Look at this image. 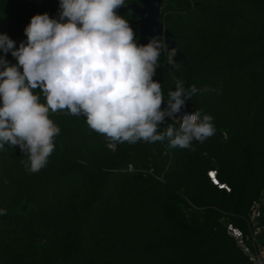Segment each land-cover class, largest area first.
Wrapping results in <instances>:
<instances>
[{"label":"trees","instance_id":"1","mask_svg":"<svg viewBox=\"0 0 264 264\" xmlns=\"http://www.w3.org/2000/svg\"><path fill=\"white\" fill-rule=\"evenodd\" d=\"M58 5L0 0V33L19 46ZM122 16L139 41V17ZM159 20L184 59L162 56L154 79L165 94L176 79L207 89L184 111L211 115L215 134L190 149L109 147L84 117L51 113L61 131L40 172L18 146L0 151V264H252L229 226L264 249V0H165Z\"/></svg>","mask_w":264,"mask_h":264},{"label":"clouds","instance_id":"2","mask_svg":"<svg viewBox=\"0 0 264 264\" xmlns=\"http://www.w3.org/2000/svg\"><path fill=\"white\" fill-rule=\"evenodd\" d=\"M124 4L59 0L58 17L32 16L19 46L0 33V151L18 146L27 157V172H40L55 150L61 129L51 113L84 117L109 147L166 141L170 150L190 149L215 134L211 115L184 111L207 89L185 88L176 79L175 90L162 91L154 76L162 56L174 63L175 50L163 36L140 43L119 14ZM9 53L15 63L8 61ZM209 178L219 183L216 175Z\"/></svg>","mask_w":264,"mask_h":264},{"label":"water","instance_id":"3","mask_svg":"<svg viewBox=\"0 0 264 264\" xmlns=\"http://www.w3.org/2000/svg\"><path fill=\"white\" fill-rule=\"evenodd\" d=\"M165 0H139V3H133L129 6L119 9V14L124 15L131 11L139 17L138 31L140 34V43H146L152 36H163L169 48L175 50L174 62L184 59V56L178 51L177 44L173 35L165 30L160 22L161 9Z\"/></svg>","mask_w":264,"mask_h":264},{"label":"built area","instance_id":"4","mask_svg":"<svg viewBox=\"0 0 264 264\" xmlns=\"http://www.w3.org/2000/svg\"><path fill=\"white\" fill-rule=\"evenodd\" d=\"M191 113V112H188ZM112 147V146H111ZM209 175L214 179V176L216 175V172H209ZM259 204L257 203L254 207V213L252 216V224L254 226L256 218L259 216V211H258ZM229 233L231 234L232 237L236 240V243L240 250L243 252L245 256L248 257L249 261L252 264H264V249L259 248L255 244V237L254 235H251V239H253L252 247H250L246 243V238L244 237L243 233L236 229L233 228L232 226L228 227Z\"/></svg>","mask_w":264,"mask_h":264}]
</instances>
